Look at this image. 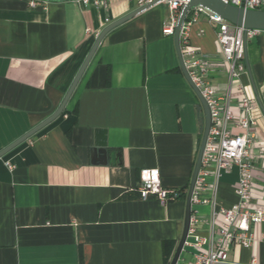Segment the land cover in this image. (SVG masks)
<instances>
[{
  "label": "crops",
  "instance_id": "0c3cea01",
  "mask_svg": "<svg viewBox=\"0 0 264 264\" xmlns=\"http://www.w3.org/2000/svg\"><path fill=\"white\" fill-rule=\"evenodd\" d=\"M138 8L135 0H0V151L52 115L100 32ZM170 10L161 3L103 39L65 112L0 158V264H166L183 235L187 195L142 197L141 170L188 194L204 133V112L179 63ZM206 17L190 42L211 55L213 83L228 84ZM257 149L264 159V34L248 40ZM257 101V100H256ZM103 132V133H102ZM107 153L97 151L101 135ZM255 192L264 209V166ZM238 173L224 174L221 206L238 201ZM258 201V200H256ZM209 213V206H201ZM250 248L234 245L224 264H264V223ZM184 248L181 262H193Z\"/></svg>",
  "mask_w": 264,
  "mask_h": 264
},
{
  "label": "built area",
  "instance_id": "2783aa9c",
  "mask_svg": "<svg viewBox=\"0 0 264 264\" xmlns=\"http://www.w3.org/2000/svg\"><path fill=\"white\" fill-rule=\"evenodd\" d=\"M89 1V0H86ZM99 3V0H93ZM154 0H135L138 7ZM245 9L263 10L264 0H224ZM47 1L30 0L33 8ZM170 22L164 33L174 34L181 10L187 1L166 0ZM206 17L218 25L217 40L224 57L223 68L228 76L225 90L213 83L215 74L211 55L200 51L190 42V32L201 18ZM264 34L263 29H247L223 19L204 6L194 8L183 23L181 50L189 76L206 99L211 112V130L206 142L202 162L192 195V215L184 248L194 252L193 262L177 264H224L229 260L233 246L250 248L254 242V226L264 223V209L256 207L260 199L255 192L261 188L256 182L258 162L264 166L263 152L257 149L253 111L258 107L256 97L250 95L242 77L248 73L245 38ZM238 173L235 192L238 201L231 207L221 206L218 188L224 174ZM144 199L156 196L162 203L177 201L183 191L162 185L160 170H141L138 187ZM258 200V201H256ZM199 206H209V213H202Z\"/></svg>",
  "mask_w": 264,
  "mask_h": 264
},
{
  "label": "water",
  "instance_id": "95a60500",
  "mask_svg": "<svg viewBox=\"0 0 264 264\" xmlns=\"http://www.w3.org/2000/svg\"><path fill=\"white\" fill-rule=\"evenodd\" d=\"M43 1H49V2H68V1H77V0H43ZM166 0H154L151 3L145 4L143 6H140L136 8L135 10L131 11L130 13L126 14L125 16L113 21L112 23L108 24L98 35L96 41L94 42L93 46L91 47L88 55L86 56L82 66L80 67L79 71H77V74L72 81L68 91L66 92L60 106L57 108V110L50 115L48 118H46L44 121L36 125L34 128H32L30 131H28L26 134L9 144L7 147L2 149L0 151V158H2L4 155H6L8 152H10L12 149L23 143L24 141L28 140L30 137L35 135L37 132L42 130L44 127L58 119L61 115L64 114L65 108L67 107L72 95L74 94L79 82L81 81L84 73L86 72L88 66L91 64V61L98 50L99 46L101 45L103 39L108 35L109 32H111L116 27L124 24L125 22L131 20L132 18L136 17L142 11H146L152 7H156V5L161 4ZM187 1V4L184 5L183 10H181L180 16L178 18L177 24L175 26V45L176 50L179 58L180 68L186 77V80L189 82V84L194 89L195 93L197 94L200 104L202 106L203 112H204V133L201 140L197 161L195 164V168L193 171V176L191 179V183L189 186L188 194H187V204H186V213H185V224H184V230L183 235L180 238V242L177 246L176 253H174V256L171 260L170 264H177L180 256L184 250L185 242L188 236L189 228H190V220L192 215V195L194 191V187L196 184V180L198 177V173L200 171L201 162H202V156L204 153V149L206 146V142L209 136L210 128H211V112L210 107L206 101V99L201 94L200 90L195 86V84L192 82L188 70L186 68V65L184 63V58L181 50V31L183 27V23L187 20V17L189 13L196 7L204 6L208 8L211 12L215 13L216 15L222 17L223 19H226L230 21L231 23L237 25V26H244L247 29H263L264 30V9L263 10H252V9H245L240 6H236L231 3H227L224 0H185ZM245 54H246V63L249 74L252 76V70L250 66L249 61V54H248V39L245 38ZM257 101L261 103L259 97H257ZM103 133V132H102ZM102 141L99 143V147L97 148V151L100 153L106 154L107 153V143H106V137L102 134L101 135Z\"/></svg>",
  "mask_w": 264,
  "mask_h": 264
},
{
  "label": "trees",
  "instance_id": "16d2710c",
  "mask_svg": "<svg viewBox=\"0 0 264 264\" xmlns=\"http://www.w3.org/2000/svg\"><path fill=\"white\" fill-rule=\"evenodd\" d=\"M186 192H184L182 194V196H186ZM173 258V253H172V249L170 250V252L168 254H166V264H170L171 263V260Z\"/></svg>",
  "mask_w": 264,
  "mask_h": 264
},
{
  "label": "rangeland",
  "instance_id": "374dc122",
  "mask_svg": "<svg viewBox=\"0 0 264 264\" xmlns=\"http://www.w3.org/2000/svg\"><path fill=\"white\" fill-rule=\"evenodd\" d=\"M195 208L199 209V211L202 212V208H201V206H199V207H196V206H195Z\"/></svg>",
  "mask_w": 264,
  "mask_h": 264
}]
</instances>
